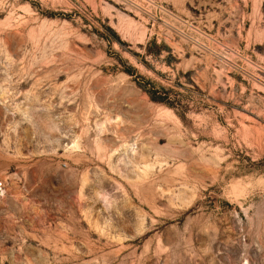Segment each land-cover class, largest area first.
I'll return each instance as SVG.
<instances>
[{"label": "rangeland", "instance_id": "obj_1", "mask_svg": "<svg viewBox=\"0 0 264 264\" xmlns=\"http://www.w3.org/2000/svg\"><path fill=\"white\" fill-rule=\"evenodd\" d=\"M0 264H264V0H0Z\"/></svg>", "mask_w": 264, "mask_h": 264}, {"label": "built area", "instance_id": "obj_2", "mask_svg": "<svg viewBox=\"0 0 264 264\" xmlns=\"http://www.w3.org/2000/svg\"><path fill=\"white\" fill-rule=\"evenodd\" d=\"M1 190H2V189H1V185H0V192H1Z\"/></svg>", "mask_w": 264, "mask_h": 264}]
</instances>
